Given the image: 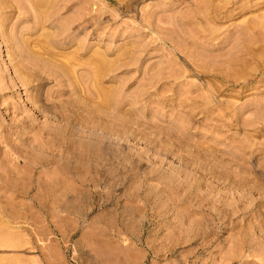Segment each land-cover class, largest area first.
I'll return each mask as SVG.
<instances>
[{
    "label": "rangeland",
    "instance_id": "1",
    "mask_svg": "<svg viewBox=\"0 0 264 264\" xmlns=\"http://www.w3.org/2000/svg\"><path fill=\"white\" fill-rule=\"evenodd\" d=\"M211 1L0 0V264H264V0Z\"/></svg>",
    "mask_w": 264,
    "mask_h": 264
},
{
    "label": "bare ground",
    "instance_id": "2",
    "mask_svg": "<svg viewBox=\"0 0 264 264\" xmlns=\"http://www.w3.org/2000/svg\"><path fill=\"white\" fill-rule=\"evenodd\" d=\"M205 1H206V0H205ZM212 1H213V0H212ZM212 1H211V2H212ZM234 1H235V0H234ZM221 2H222V1H221ZM197 3H198L199 5L202 4V6L205 5V4H203V3H204V0H198ZM232 4H233V3H232ZM202 6H199V7L202 8ZM209 6H210V5H209ZM204 7H205V6H204ZM204 7H203V8H204ZM224 8H225V7H224ZM209 9H210V8H209ZM219 9H221V11H222L223 7H222V8H219ZM199 10H202V9H199ZM205 11H207V9H205ZM214 13H216V11H214ZM262 25H263V24H262ZM94 69H95V71H96V68H93V70H94ZM92 72H93V71H92ZM92 72H91V73H92ZM96 72H97V71H96ZM96 72L94 73V74H95V78H94L95 81L97 80L96 78L98 77V76L96 75ZM86 75H87V74H86ZM92 76H93V75H92ZM96 76H97V77H96ZM93 77H94V76H93Z\"/></svg>",
    "mask_w": 264,
    "mask_h": 264
}]
</instances>
